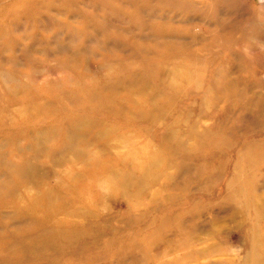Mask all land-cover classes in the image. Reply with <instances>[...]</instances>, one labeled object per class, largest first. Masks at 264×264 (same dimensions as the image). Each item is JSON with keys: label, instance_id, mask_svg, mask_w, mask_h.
<instances>
[{"label": "rangeland", "instance_id": "374dc122", "mask_svg": "<svg viewBox=\"0 0 264 264\" xmlns=\"http://www.w3.org/2000/svg\"><path fill=\"white\" fill-rule=\"evenodd\" d=\"M12 188L0 264H264V0H0Z\"/></svg>", "mask_w": 264, "mask_h": 264}, {"label": "bare ground", "instance_id": "6f19581e", "mask_svg": "<svg viewBox=\"0 0 264 264\" xmlns=\"http://www.w3.org/2000/svg\"><path fill=\"white\" fill-rule=\"evenodd\" d=\"M137 164H140V161L139 160L137 162L136 161L133 162V166L136 167ZM4 165H6L7 174L9 176L16 175V174H17L16 176H19L20 178H23L24 176H26V175H23L25 173H24V171H22L21 168L19 169L17 166H13L12 164H6V163H4ZM135 167H133V168H135ZM96 170H99V168L97 167ZM19 181L21 182V179ZM123 184H125V186L127 187L129 185V181H125V182H123ZM114 187L115 186H113V188ZM13 193H14L13 192V188L10 189V190H8V191H1L0 192V197L3 198V199L6 198V197H9L10 198V197H12L14 195ZM89 199H91V197ZM10 204L14 205V202H11ZM0 205L5 206V204H2L1 199H0ZM42 219H44L43 216H42Z\"/></svg>", "mask_w": 264, "mask_h": 264}]
</instances>
